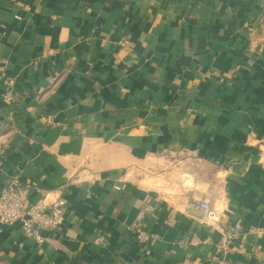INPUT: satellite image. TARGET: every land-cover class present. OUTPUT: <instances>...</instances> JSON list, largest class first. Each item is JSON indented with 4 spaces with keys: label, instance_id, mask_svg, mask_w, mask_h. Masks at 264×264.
<instances>
[{
    "label": "crops",
    "instance_id": "obj_1",
    "mask_svg": "<svg viewBox=\"0 0 264 264\" xmlns=\"http://www.w3.org/2000/svg\"><path fill=\"white\" fill-rule=\"evenodd\" d=\"M7 90L0 191L68 211L0 264H264V0H0Z\"/></svg>",
    "mask_w": 264,
    "mask_h": 264
},
{
    "label": "built area",
    "instance_id": "obj_2",
    "mask_svg": "<svg viewBox=\"0 0 264 264\" xmlns=\"http://www.w3.org/2000/svg\"><path fill=\"white\" fill-rule=\"evenodd\" d=\"M124 45L130 43L129 40L122 42ZM12 84L13 80L10 79ZM0 96L7 101H13L14 96L7 90L0 93ZM47 121L51 122L50 116ZM8 143H0V156L7 151ZM31 187L27 184L13 183L4 185L0 191V228L19 224L25 235L34 238L36 242L43 243L46 238L61 233L64 227L68 206L66 199L62 196L50 198L47 192L38 201L34 202L30 196ZM198 207L203 212V218L207 223L219 227L224 221L219 211L214 209L207 201H201ZM46 232V236L41 232ZM133 231L138 242L145 245L150 251L149 244L151 236L149 232L139 224L133 227ZM224 236L231 237L229 230H223ZM216 258V257H215Z\"/></svg>",
    "mask_w": 264,
    "mask_h": 264
}]
</instances>
